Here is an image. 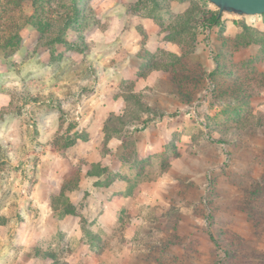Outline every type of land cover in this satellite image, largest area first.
Returning a JSON list of instances; mask_svg holds the SVG:
<instances>
[{
    "label": "rangeland",
    "instance_id": "obj_1",
    "mask_svg": "<svg viewBox=\"0 0 264 264\" xmlns=\"http://www.w3.org/2000/svg\"><path fill=\"white\" fill-rule=\"evenodd\" d=\"M168 3L23 1L28 22L21 44L0 51V103L9 101L0 107V245L6 246L0 264H264V13L234 18L240 30L232 36L219 30L217 47L205 45L215 65L208 71L194 54L196 4L174 16ZM123 12L154 16L172 38L184 34L182 53L165 54L163 64L167 90L186 107L167 100V143L154 165L160 171L146 170L137 138L128 135L118 149L134 167L131 185L155 178L156 197L167 205L161 200L155 214L144 215L151 219L123 214L103 230L75 217L87 192L76 206L70 195L85 171L100 178L110 137L144 129L161 113L146 106L134 78L111 75L109 84L101 82L106 62L89 43ZM4 19L0 11V31ZM117 98L125 111L109 114L101 128L89 105ZM143 114L147 119L133 123ZM42 198L54 213L44 212ZM67 214L74 217L63 219ZM52 215L60 218L58 230ZM81 242L90 254L69 262Z\"/></svg>",
    "mask_w": 264,
    "mask_h": 264
},
{
    "label": "crops",
    "instance_id": "obj_2",
    "mask_svg": "<svg viewBox=\"0 0 264 264\" xmlns=\"http://www.w3.org/2000/svg\"><path fill=\"white\" fill-rule=\"evenodd\" d=\"M194 3L196 4V10L193 13L190 25L194 31V54L201 61V65L211 71L215 69V65L205 51V45H211L213 50L217 47L219 30L225 37L239 32L240 26L236 24L237 21L235 22L234 18L242 14L228 10L220 12L219 8L212 7V3L208 0H169L167 11L174 16H182L190 11ZM198 5L199 7H197ZM206 11H217L221 18V24L212 25L209 28L204 27L202 17ZM244 24L248 23L244 22ZM172 35L171 29L161 26V23L154 16L123 12L109 26V31L100 32L97 41L94 44L89 43L90 46H93L90 52L93 51V54L100 53L101 60L106 62V68L103 67L102 69L104 74L101 82L109 84L111 75L119 76V78L126 76L134 78L135 90L145 95L146 106L151 108L152 111L158 109L161 113L158 115L157 120L146 122L147 127L144 129L123 131L109 138L107 152L101 156L100 166L103 168V172L100 178L99 176L87 175V171H85L76 191L73 195H70L69 201L76 206L81 201V195L87 192L86 198L81 201L82 204H86L78 205V214L75 216L77 219L95 220L105 230L110 225L117 224L123 218V214H126L127 219L130 221L151 219L152 217L144 215L146 213L148 215L155 214L161 200L167 205V198L162 196L163 199H157L156 197L157 183L155 178L139 181L134 186L131 185L130 178L132 176L129 173L133 171L134 167L121 158L118 149L119 146H122L123 139L127 138L128 135L137 138L139 141L136 143V155L139 159H143L142 162L147 164L146 170L160 171L154 165L156 155L164 150L167 143V100L176 99V103L169 104V106L184 107L186 105L178 100L174 91L167 90V68L163 64L165 61L164 56L168 53L179 56L182 53L184 43L181 38L184 34L178 33L177 35L181 37L177 39L172 38ZM68 42L70 41L68 40ZM143 69H146V71L141 73ZM8 102L3 101L0 103V107L6 106ZM124 104V100L117 98L110 101H95L94 105L92 102L89 106L91 109L96 108L98 110L99 116L94 117V119L101 122L102 128L109 114L119 115L125 111ZM145 119L147 117L143 114L139 117V120L134 119L133 123H141ZM150 164H152L151 167L148 166ZM106 177L109 179L104 181ZM99 179V184H94V181ZM164 190L167 189L161 187L158 193L162 195ZM38 204L44 206L45 213L50 214L46 211V207L54 213L49 199L42 198ZM69 216L67 214L63 219L74 217L73 215ZM51 221L55 224V230L61 228L58 215H52ZM52 228L54 230V227ZM25 230L26 227L19 230L20 238L25 235ZM62 230L69 235L73 231L70 226H64ZM5 248L6 246L1 248L0 245V254H3ZM73 251L74 255L68 259L69 262H74L77 255L84 257L86 253L89 255L91 252L89 246L84 242H81L79 246H75ZM3 259L5 260V258Z\"/></svg>",
    "mask_w": 264,
    "mask_h": 264
},
{
    "label": "trees",
    "instance_id": "obj_3",
    "mask_svg": "<svg viewBox=\"0 0 264 264\" xmlns=\"http://www.w3.org/2000/svg\"><path fill=\"white\" fill-rule=\"evenodd\" d=\"M24 0H0V11L4 14V31H0V51H14L21 44V29L27 24L22 10ZM34 3V0H33ZM202 24L209 28L221 24L217 11H206L202 17Z\"/></svg>",
    "mask_w": 264,
    "mask_h": 264
},
{
    "label": "water",
    "instance_id": "obj_4",
    "mask_svg": "<svg viewBox=\"0 0 264 264\" xmlns=\"http://www.w3.org/2000/svg\"><path fill=\"white\" fill-rule=\"evenodd\" d=\"M219 11L228 10L239 14L255 15L264 13V0H208Z\"/></svg>",
    "mask_w": 264,
    "mask_h": 264
}]
</instances>
